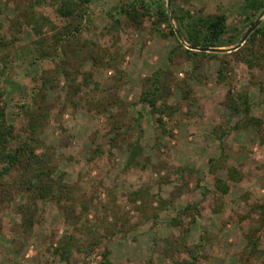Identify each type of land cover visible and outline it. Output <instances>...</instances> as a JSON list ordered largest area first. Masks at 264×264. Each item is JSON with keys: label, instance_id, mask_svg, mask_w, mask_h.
<instances>
[{"label": "rangeland", "instance_id": "rangeland-1", "mask_svg": "<svg viewBox=\"0 0 264 264\" xmlns=\"http://www.w3.org/2000/svg\"><path fill=\"white\" fill-rule=\"evenodd\" d=\"M65 1L0 0L1 104L19 141L40 121L28 140L72 185L81 217L38 200L25 230L15 169L0 189V264H98L105 249L112 264H174L198 246V264H264V35L253 66L235 50L190 54L174 16L225 14L210 47L227 49L257 19L264 30V10L247 0H144L154 11L136 24L118 13L132 0H76L73 17L59 13ZM162 5L182 41L160 25ZM160 69L170 89L164 112L140 102ZM241 94L263 134L244 111L232 114ZM107 96L121 110L97 108ZM65 238L76 244L67 259Z\"/></svg>", "mask_w": 264, "mask_h": 264}, {"label": "trees", "instance_id": "trees-1", "mask_svg": "<svg viewBox=\"0 0 264 264\" xmlns=\"http://www.w3.org/2000/svg\"><path fill=\"white\" fill-rule=\"evenodd\" d=\"M78 6L79 3H77L76 0H66L64 4L61 5L59 13L65 17H73L76 15L75 13ZM246 7L254 11L264 10V0H247ZM152 11H154L153 7L146 1L132 0L121 4L118 13L119 15H125L131 22L139 24L142 18ZM156 14L158 15L160 25L165 23L170 34L177 38L178 35L167 7L162 5L156 10ZM78 16L82 17L81 14ZM174 16L180 33L190 46H214L216 40L223 35L227 26L225 14L220 13L208 14L201 10H196L194 13L186 11L183 14H175ZM73 28H75V31L79 29L78 26H73ZM67 29L68 31L71 30L69 26ZM35 30L38 29L35 28ZM259 34L264 35V30L260 26L249 36L247 42L243 46L232 52L236 60L247 62L250 66L256 64L254 63L256 60L259 61L256 51V41L258 40ZM61 37H63V32L58 33L57 40L59 41ZM178 42L179 46L184 48V43ZM184 49L190 54H217ZM44 54L45 53H43V55ZM162 72H165V69L158 70L153 77L148 78L150 82L147 83L145 91L140 96L141 103L147 104L154 111L160 108L158 110L160 112H164L167 107H170V105H167V97L164 96V94L170 92V89H168V85L162 82ZM220 75L222 76V72H220ZM3 96L4 90L0 87V189L4 186L3 182L5 178L10 176L16 169L18 171V181L21 192L27 195L24 205L20 208L22 214L21 224L24 229L28 230L33 227L38 200H54L59 204L60 210L67 211L70 208L73 212V216L78 220L81 214H76L72 185L64 181L63 173L56 174L57 166L53 162V158L48 153L47 149L42 153H38L36 151L37 147H35L32 142L36 140L34 136H36L35 134L39 131L40 121L32 125L33 136H29L27 139L23 140L20 139L19 141L20 136L18 135V137L15 134V126L8 119L6 108L1 104ZM105 100L106 101H104V103L101 102L97 108L103 109V111L106 109L110 110L112 107L119 109L123 104L119 98L107 96ZM239 100L240 101L231 100L229 102L228 106L232 109V114L235 115L244 111L246 121L256 127L260 134H263L261 120L250 114L251 103L249 102L247 94L239 95ZM112 114L118 122L119 116L122 113L117 111ZM141 117L142 113L135 117V120H140ZM159 120L161 121L162 117H159ZM119 134H121V132H118V135ZM226 190L227 188L224 189V192H226ZM67 200L72 201V205L67 207L65 203ZM260 224L264 225V213ZM70 238L73 239L74 243L77 242L76 239H74L75 234H72ZM74 243L65 238V241L60 247L61 250H57L62 252L61 255L67 259V257L74 252L73 250L76 246ZM252 243L254 244L253 241H250V244ZM198 247H194V249L192 248L188 251L191 259L184 260L183 262L175 261L174 264H198V254L200 252ZM109 254L110 252L108 249L102 251V259L98 264H112L109 260Z\"/></svg>", "mask_w": 264, "mask_h": 264}, {"label": "water", "instance_id": "water-1", "mask_svg": "<svg viewBox=\"0 0 264 264\" xmlns=\"http://www.w3.org/2000/svg\"><path fill=\"white\" fill-rule=\"evenodd\" d=\"M260 19H257L245 32V34L243 35V37L241 38V40L239 41L238 44H236L234 47L232 48H218V47H200V46H190V49L193 50H200V51H210V52H216V51H233V50H237L239 49L248 39L249 35L253 32V30L257 27V25L259 24ZM176 33L179 37V39L182 41V36L180 35L179 31L176 30Z\"/></svg>", "mask_w": 264, "mask_h": 264}]
</instances>
